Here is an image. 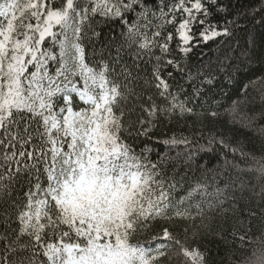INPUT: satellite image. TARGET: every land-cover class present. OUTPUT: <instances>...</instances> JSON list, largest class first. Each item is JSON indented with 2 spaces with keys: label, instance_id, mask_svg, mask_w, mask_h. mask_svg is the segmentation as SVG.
<instances>
[{
  "label": "snow or ice",
  "instance_id": "obj_1",
  "mask_svg": "<svg viewBox=\"0 0 264 264\" xmlns=\"http://www.w3.org/2000/svg\"><path fill=\"white\" fill-rule=\"evenodd\" d=\"M257 26L264 0H0V264H264Z\"/></svg>",
  "mask_w": 264,
  "mask_h": 264
},
{
  "label": "trees",
  "instance_id": "obj_2",
  "mask_svg": "<svg viewBox=\"0 0 264 264\" xmlns=\"http://www.w3.org/2000/svg\"><path fill=\"white\" fill-rule=\"evenodd\" d=\"M256 31L258 33L264 32V28H261L257 26ZM241 43H243V38L241 39ZM233 48H236L237 45L233 43ZM215 45H210L207 48H202L198 50L192 57V62L196 65H200L201 62L207 63L209 60H211L213 63L216 62V58L221 55L220 52L215 50ZM262 72H264V65L260 64L258 61L253 62L252 64L241 68L239 73L237 74V80L240 81V83H246L249 78L255 79L257 78ZM240 87V84H227L226 86L224 84H217V86L212 90V92L209 93V96L215 97V99L220 100L225 106L230 102L231 99L236 98V92L237 89ZM223 92L230 93V98H224L222 96ZM253 96L255 97L257 105L259 104V97L255 93H253ZM219 242L218 241H211V246L215 247Z\"/></svg>",
  "mask_w": 264,
  "mask_h": 264
}]
</instances>
